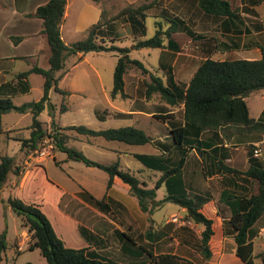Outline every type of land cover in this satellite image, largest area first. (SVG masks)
<instances>
[{
  "label": "crops",
  "instance_id": "crops-1",
  "mask_svg": "<svg viewBox=\"0 0 264 264\" xmlns=\"http://www.w3.org/2000/svg\"><path fill=\"white\" fill-rule=\"evenodd\" d=\"M47 1L0 0V98L9 96L14 103L15 97L29 94L34 88L29 82V76L34 73H30L22 81H18L15 75L30 69L33 65L39 66L38 59L40 57H44L48 62L49 47L45 34L42 32V19L31 15L39 5ZM227 1L231 4V15L207 13L201 9L197 0H99L98 2L67 0L60 24V35L63 42L69 45L85 37L86 30L100 20L101 15L110 19L126 6L144 5L143 9L147 15L144 20H141L145 26L144 34H142L139 26H132L130 21L124 17L114 19L110 33H107L109 37L120 39L117 43L131 41L132 44L134 39L146 37V19L148 17L155 18V21L161 14L178 17L183 21L182 25L188 31L179 29L175 33L177 40L181 42L179 50L156 48L159 53L157 68L161 71L164 80L161 67L171 66L174 81L186 85L200 63L197 62L191 67L192 69L186 78L176 76V69L185 72V68L193 64V58L202 61L207 56L213 59H256L260 57L259 45L264 44V0ZM102 28L106 31L104 26ZM140 49H131L130 51ZM86 54L78 53L67 57L65 60V73L58 81L59 88L69 92L64 97L59 93L65 102L70 101L76 92L83 91L81 87H66L59 83L73 74L72 71L77 69L82 61L86 60ZM16 63L20 65L16 66ZM131 70L123 75L124 93L127 97H106V103L111 110L105 108L107 113L101 114L96 109L95 115L100 122H105L108 118L116 121L123 120V124L118 127L134 126L140 128L151 140L144 144H127L116 140H106L101 136L79 134L82 137L76 135L78 137L74 141H84L88 145L96 144L106 151H113L116 155L113 162H118L120 168L133 172L145 184V187L155 188V198L150 200V205L157 204L154 208H149L146 211L141 210L137 199L136 201L130 199L129 196L133 195L129 192L128 185L117 176H114L111 186L107 188V175L105 190L101 193L89 189L81 181L72 180L62 186L61 182L46 180L42 176L45 185L51 187L55 192V208L62 214L65 221L70 222L69 224L73 228L76 226L79 237H75L76 242L71 244L68 242L69 239L62 234H56L66 246L86 247L100 258L122 264H246L236 255L235 230L229 221L232 211L236 208V200L228 197V195L248 197L256 189L254 181L244 174L249 166L245 157L246 142H237L228 131L219 130L217 132L218 137L215 135L213 137L211 132L205 131L200 137L203 141L199 146L200 148L187 147L183 153L184 162L179 178L183 183L184 195L192 199L200 211L212 220L213 233L207 243L203 245L202 231L204 225L186 219V209L180 207L173 200L163 201L162 199L167 195L164 181L158 187L155 186L162 172L146 167L134 156V154L156 155L163 153L168 157L167 167L175 164L179 158V151L172 142L171 129L183 124L182 103L178 107H171L157 100L145 99L144 82L141 83L138 71ZM93 71L98 76V71L94 68ZM83 73L87 74L85 71ZM130 75L132 79L131 85L128 87L127 78ZM24 81L28 87L24 86ZM39 83L41 97L43 77ZM142 85V96L136 97L132 91L140 92ZM19 87H21V91L18 90L11 94L13 88L19 89ZM100 89L104 92L101 86ZM52 91L55 90L50 89L48 93L49 101ZM258 92L264 98V93H261L264 92V89ZM118 97L129 100L126 109L114 104ZM24 102L27 101L22 103ZM66 106L67 109L68 102ZM248 109L250 116L257 119L264 106L256 115L251 114L249 106ZM53 112L54 122L58 127L74 125L56 122L59 114L55 109ZM165 113H173V116L165 120H159L155 117V115ZM5 114L0 115V155H5L3 153L10 141H17L20 143L19 152L21 155L18 160L16 157L15 159L16 163L21 165V169L19 176L9 175L0 188L2 217L11 208L1 200L6 201L9 197H20L17 191L29 189L31 183L39 179L38 174L46 169V160L49 158H52L56 164L59 163V158H56V152L59 150L56 149L54 155H51V145L43 147L44 153L39 154L37 152L45 139L38 144L36 149L32 150L35 151L33 154H25L21 149L20 139L30 136L31 112L20 113L21 117L4 124L3 116ZM37 119L44 129H50L51 117L48 115L47 105L39 113ZM157 127H160V130ZM98 129H106V127L101 126ZM66 130L60 129L61 132L68 135V140L66 139V145H68V141L73 139ZM14 135L17 137H13ZM90 137H100L103 144L101 142L100 144L92 143ZM218 139H221V142ZM212 140L218 143H213ZM106 141L116 143L112 145ZM144 145L147 147L146 152H139L138 146ZM216 145L219 148L217 158H221L222 154H225L221 169H218L216 161L218 159H213L210 155L212 154L211 150ZM123 156L134 158L140 162L141 167L138 166L139 169L133 171L129 166V161L123 162L121 160ZM66 160L72 159L66 156ZM22 164H26V166H22ZM159 193H161L162 198H158ZM6 194L8 198H5ZM25 195H29L27 190ZM22 199L25 202L39 204L44 212L42 205L35 199ZM96 200L102 201V208L94 204ZM167 203H174L176 208L160 211V208ZM48 219L53 226L51 219ZM5 222L2 218L0 232L7 228ZM53 228L57 232L54 226ZM80 228L85 229L86 237L80 233ZM248 234L253 244L251 264H262L259 253L264 249V213L249 229ZM21 237L22 239L25 238L26 241L29 239L28 231L21 225L17 228L14 227L8 240L6 235L7 246L1 254L0 264H46L45 259L37 249H26L27 242L23 246L18 245V239Z\"/></svg>",
  "mask_w": 264,
  "mask_h": 264
},
{
  "label": "trees",
  "instance_id": "trees-1",
  "mask_svg": "<svg viewBox=\"0 0 264 264\" xmlns=\"http://www.w3.org/2000/svg\"><path fill=\"white\" fill-rule=\"evenodd\" d=\"M67 0H48L39 5L32 16L42 19V32L45 34L49 47L47 69L33 65L26 71L15 75L18 81L24 80L30 73H37L43 77V93L36 101L24 102L16 105L11 98H0V115L16 111L19 113L31 112L32 120L29 125L31 129L28 138H21V149L25 154L36 149L38 144L45 138H49L53 146L64 152L67 158L81 161L88 166H96L104 170L108 175L107 185L111 186L114 176L119 177L129 187V192L136 197L141 210L154 208L150 200L155 198V188H147L133 172L119 167L118 162L104 164L87 158L80 150L66 145L68 135L60 129L74 130L78 134L87 136H101L106 140H116L127 144H144L151 138L140 128L124 126L118 128L92 129L85 125H68L58 127L54 122V105L49 101V90L66 96L69 92L58 86V81L65 73V60L71 55L88 52L115 53L117 56L112 76V87L110 96L115 98L127 97L124 93L123 75L131 69H135L142 75L148 74L149 80H144V97L147 100H156L171 107H178L182 103L183 124L171 129L172 142L179 151V158L172 166H166L168 157L161 154H134L146 167L162 172L155 183L158 187L164 181L167 195L163 201L173 200L180 207L186 209V219L204 225L202 231V243L205 245L212 235V220L208 219L194 201L184 195L183 183L180 180V170L184 162V155L187 147L195 146L199 149L201 135L209 131L218 137V131H229L237 142H246L245 157L249 163L245 175L251 178L256 184V189L248 197L231 196L236 200V208L232 211L230 223L235 230L234 240L236 242V255L246 264H251L253 259V244L249 239L248 231L264 213V145L261 148V155L253 156L252 142L262 139L264 135V109L260 116L254 119L249 114L246 97L250 93L264 89V44H260V57L256 59L224 58L213 59L205 57L194 73L188 84H178L174 81L171 66L161 67L163 77L152 73L143 62L131 58L129 51L140 48H169L179 50L181 42L177 40L176 31L184 27L183 21L178 17H169L161 14L154 22L152 36L141 39H134L130 47H121L116 43L120 40L107 36L113 27L112 21L124 17L129 20L132 26H139L144 34L145 26L141 20L146 18L144 5L126 6L119 10L110 19L101 15V19L92 24L87 30L85 37L69 45H66L60 35V24L63 18L64 8ZM98 2L99 0H93ZM201 9L207 13L231 15V4L227 0H197ZM106 28V31L102 27ZM185 32V33H186ZM24 86L28 87L26 81ZM19 89L13 88L14 94ZM48 106V115L51 117L50 129H44L37 119L39 113ZM61 110L66 106L62 103ZM173 116V113L158 114L155 117L165 120ZM225 135H227L224 132ZM221 142V139H218ZM214 140H212L213 142ZM213 143H218L217 141ZM212 144V143H208ZM218 146L211 150V157L218 163V169L223 166L221 158H217ZM20 166L16 159L10 155L0 156V188L6 182L9 175L20 174ZM231 170V169H228ZM10 206L11 210L18 217L22 227L29 233L26 244L27 250L37 249L45 259L46 264H122L105 260L93 254L86 247H69L56 234L50 220L37 203L25 202L17 197H9L6 201L1 200ZM94 204L102 208V201L96 200ZM80 233L86 237V231L80 228ZM6 228L0 232V261L1 254L5 251ZM259 257L264 264V249L260 251Z\"/></svg>",
  "mask_w": 264,
  "mask_h": 264
},
{
  "label": "rangeland",
  "instance_id": "rangeland-1",
  "mask_svg": "<svg viewBox=\"0 0 264 264\" xmlns=\"http://www.w3.org/2000/svg\"><path fill=\"white\" fill-rule=\"evenodd\" d=\"M160 19V17H157V20ZM156 19L153 17H148L146 19V26H147V34L146 37L152 36L154 32V21ZM81 39V38H80ZM118 46L121 47H130L131 41H123L116 43ZM131 58L138 59L143 62L144 66L149 69L152 73L162 76V73L160 70H158V49L156 48H143L140 50H132L129 53ZM86 60L82 61L80 65H78V68L73 70V74H70L67 78H65L63 81H61L59 84L62 86L70 87V86H76L81 87L83 92H76L70 101L68 100V108L66 110H61L62 103L66 106V103L64 100H62V97L59 93L52 91L51 92V103L55 107V111L59 114L58 119H56V122H61L63 124H74V125H85L92 129H98L101 128V126H104L106 128L114 127L118 128L120 124H123V120L116 121L112 118H108L105 122H100L96 115L95 110L98 109L97 112L101 114L107 113L105 108L110 109V107L107 105L105 98H110V90L112 87V76H113V70L114 65L116 63L117 56L115 53H109V52H103V53H95L90 52L86 55ZM38 62V65L42 68H48V62L44 57H40ZM197 62H201V60L198 61V59L193 58V64L189 67L185 68V72H181V70L176 69V76H179L181 78H186L191 71V67L195 65ZM20 64L16 63V66H19ZM22 65V64H21ZM23 66V65H22ZM93 68L98 71V76L95 75V72L93 71ZM83 71H85L87 74H84ZM133 71V70H131ZM135 72V71H134ZM140 77L141 83L144 82V80H149V75L137 72ZM131 79L132 76L130 75L127 78L128 81V87L131 85ZM42 80L41 75L39 74H31L29 76V82L33 85V90L29 92V94L20 95L18 97H15L13 100L15 104H21L23 101H33L38 100L41 95V88L39 86V82ZM38 84V85H37ZM100 84V85H99ZM60 85V87H61ZM100 86L103 88L100 89ZM141 91H132L136 97L142 96L143 92V85L141 86ZM264 93V92H261ZM63 96V95H62ZM156 100H158V96H153ZM247 104L250 108V112L253 115H256V113L260 110L261 107L264 106V98L261 97L260 92L251 93L246 98ZM128 101L127 99H121L117 98L114 101V104L119 106L122 109H126L128 107ZM67 107V106H66ZM106 111V112H105ZM21 117V114L16 111H10L6 113L3 116V123L13 121L17 118ZM120 122V123H119ZM160 130V127H157ZM66 130V129H65ZM71 138L73 140L68 141V145L71 147H74L78 150H80L87 158L102 162L105 164H111L113 160L116 159V155L113 151H106L102 149L101 146H98L96 144H87L84 141H74L75 138L82 137L79 134H76L74 130H66ZM229 132V131H228ZM78 135V136H76ZM13 137H17L14 135ZM68 138V137H67ZM66 138V139H67ZM45 141L41 143L39 146V149L37 152L39 153L41 148L45 146L51 145V155H54L56 148L53 146V143L51 140L47 137L44 138ZM90 140L92 143H102L100 137H90ZM68 140V139H67ZM254 141V142H259ZM260 147L264 145V137L262 135ZM112 145L116 142H108ZM254 142L251 143V145L254 147ZM103 144V143H102ZM247 144V143H246ZM245 144V145H246ZM20 143L17 141H10L9 146L5 149L6 151L3 154L16 157L17 160L20 158V152H19V146ZM43 145V146H42ZM147 147L144 146H138L139 152H146ZM35 151H31L29 153H32ZM36 152V153H37ZM28 153V154H29ZM246 153V152H245ZM1 156V155H0ZM56 158H59V163L56 164L52 158H49L46 160V169L41 171L40 174H38L39 179L34 180L31 183L30 188L22 189L21 191H17L20 199L22 198H31L35 199L38 203H40L43 207V210L45 214L48 216V218L51 219L53 226L56 229V233L62 234L65 238H68L71 244H74L76 242L75 237H79L78 231L76 229V226L73 228L70 222L65 221L64 218H62V214L57 211V209L54 206V197L55 192L51 187H48L45 185L44 181L42 180V176L47 180H57L61 182L62 186H64L65 183H70V181H81L83 184L89 187V189H92L96 193L104 192L106 180H107V173L96 167V166H88L84 164L81 161H74V160H66V155L64 152L57 151L56 152ZM123 162L129 161L130 167L133 171H137L139 169L138 166L141 167L140 162L135 160L132 157L129 156H123L121 158ZM26 166V164H22V166ZM21 166V165H19ZM67 188V187H66ZM26 190L28 191L29 195H25ZM28 196V197H27ZM129 196V195H128ZM158 198H162L161 193H159ZM17 197V196H16ZM130 199H133L136 201V198L134 196H129ZM5 198H8V195H5ZM23 200V199H22ZM25 201V200H24ZM176 208V205L174 203H167L164 205V207L160 208V211H169ZM1 205H0V226L2 223V218H4L5 225L7 226V240L10 238V235L12 234V230L17 227H19V219L14 215V213L9 209V212L6 211L5 215L3 217L1 216ZM22 227V226H21ZM24 228V227H22ZM26 229V228H24ZM27 230V229H26ZM80 239V238H79Z\"/></svg>",
  "mask_w": 264,
  "mask_h": 264
},
{
  "label": "built area",
  "instance_id": "built-area-1",
  "mask_svg": "<svg viewBox=\"0 0 264 264\" xmlns=\"http://www.w3.org/2000/svg\"><path fill=\"white\" fill-rule=\"evenodd\" d=\"M44 152H45V150L42 148V150H40L39 154H42ZM260 155H261L260 141L259 142H254L253 156L258 157ZM26 242H28V241H26L25 238L22 239V237H21V238L18 239V245L19 246L25 245Z\"/></svg>",
  "mask_w": 264,
  "mask_h": 264
}]
</instances>
